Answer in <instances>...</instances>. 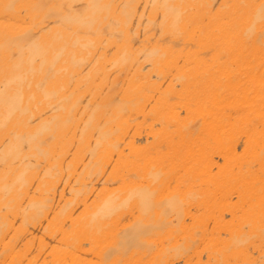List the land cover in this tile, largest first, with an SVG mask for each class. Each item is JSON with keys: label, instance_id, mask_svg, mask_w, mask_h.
Listing matches in <instances>:
<instances>
[{"label": "bare ground", "instance_id": "obj_1", "mask_svg": "<svg viewBox=\"0 0 264 264\" xmlns=\"http://www.w3.org/2000/svg\"><path fill=\"white\" fill-rule=\"evenodd\" d=\"M0 264H264V0H0Z\"/></svg>", "mask_w": 264, "mask_h": 264}]
</instances>
